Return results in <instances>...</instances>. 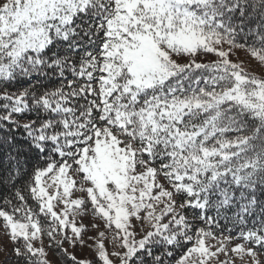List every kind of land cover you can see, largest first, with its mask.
I'll return each instance as SVG.
<instances>
[{
    "label": "snow or ice",
    "instance_id": "obj_1",
    "mask_svg": "<svg viewBox=\"0 0 264 264\" xmlns=\"http://www.w3.org/2000/svg\"><path fill=\"white\" fill-rule=\"evenodd\" d=\"M0 264H264V0H0Z\"/></svg>",
    "mask_w": 264,
    "mask_h": 264
},
{
    "label": "rangeland",
    "instance_id": "obj_2",
    "mask_svg": "<svg viewBox=\"0 0 264 264\" xmlns=\"http://www.w3.org/2000/svg\"><path fill=\"white\" fill-rule=\"evenodd\" d=\"M240 55L243 57L244 54L241 53ZM253 67H255V66L253 65ZM255 71H256L257 74H259L261 70L258 69V68H256ZM77 254H78V255H88L87 252H83V253H81V252H79V250H78Z\"/></svg>",
    "mask_w": 264,
    "mask_h": 264
}]
</instances>
